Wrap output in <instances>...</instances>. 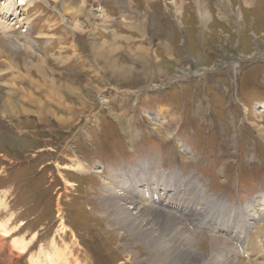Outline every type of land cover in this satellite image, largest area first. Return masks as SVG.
I'll return each mask as SVG.
<instances>
[{
    "label": "rangeland",
    "instance_id": "374dc122",
    "mask_svg": "<svg viewBox=\"0 0 264 264\" xmlns=\"http://www.w3.org/2000/svg\"><path fill=\"white\" fill-rule=\"evenodd\" d=\"M20 1L0 0V264H146L110 222L117 194L176 216L201 252L184 263L264 264V223L247 228L264 0ZM191 202L199 215L175 211Z\"/></svg>",
    "mask_w": 264,
    "mask_h": 264
},
{
    "label": "bare ground",
    "instance_id": "6f19581e",
    "mask_svg": "<svg viewBox=\"0 0 264 264\" xmlns=\"http://www.w3.org/2000/svg\"><path fill=\"white\" fill-rule=\"evenodd\" d=\"M41 1H46V0H41ZM24 4L26 5V1L21 0L20 5H24ZM2 26H3V30L5 28L7 29V27H5L4 24ZM0 29H1V25H0ZM39 61H42V60H39ZM85 169H86V167H85ZM75 170L80 172V167L76 168ZM163 188H161V189H163ZM158 192L160 193V191H158ZM174 192L175 193L177 192L176 189H173V190H171L170 188L164 189V191H162V193H161V198L163 200H166V199H172L173 200ZM146 194L150 195V193H146ZM141 195H144V192L141 193ZM128 197L123 196L121 194L120 195L117 194L115 197L114 196L109 197V195L107 197V195H106L104 202H105V206L107 208V212L114 214V216L116 217V218L110 220V222L113 225V229H118V231L125 229V231L129 232V234L134 238V240L137 241V244L143 245L144 249L147 248L146 250L149 253L148 258L146 260H144V259L141 260V258L138 259L137 254L133 253V256H135L134 261H136L137 263L145 262L146 264H186L187 262L184 263V261H192V258L194 256L201 255V252H199V251L197 252L194 242L189 238L188 235H186V237H184V236L179 235L177 233L176 227H177L179 221L176 220V216L175 217L165 216L163 214V211L160 209H152L151 210L149 208V206L145 205V204H148V202L146 201V199H148V198L145 196H144L145 200L142 198L144 200L142 202H140L138 200L129 199ZM150 197L152 198L151 195H150ZM174 199L177 200V194L174 195ZM120 202L123 204L120 205ZM175 202H178V200ZM199 204H195V203L191 202V204H190L191 209L188 207L187 208L180 207L178 205L179 208L177 210H175L176 206L175 207H171L170 205H168V206L170 209H173V210H175L178 213L183 214V215H184V213L189 215L188 212L194 213V214L196 212V213H198L197 215H199V212L196 211V210L200 209ZM253 206L254 207H252V213L248 214V221L249 222H247V228L248 229L253 228V230H255L253 233L259 235V234L263 233V231L261 230V228H262L261 225H262V223H264V203H263V201H259L256 199L253 201ZM257 206L261 207V209H262L261 212H259V210L255 209V207H257ZM200 214H202V213H200ZM201 217H202V219L206 220L205 214H202ZM196 220H200V219L198 218ZM201 222H203V221H201ZM214 223H215V220H213L212 223L210 224L211 227L213 226ZM222 223L223 224H220L218 227L221 229H228L229 231L232 230L231 231L232 237L234 239H236L237 242H240V236L245 234L244 232H242L241 227H238V226L233 227L234 225L229 226L228 224H225V222H222ZM213 228H215V227H213ZM244 242H245V240L241 241L242 245ZM195 243L197 244V242H195ZM145 245H146V248H145ZM133 248H134V246H133ZM200 262L194 261V262H191V264H193V263L197 264ZM201 263H203V262H201ZM187 264H190V262H188Z\"/></svg>",
    "mask_w": 264,
    "mask_h": 264
}]
</instances>
